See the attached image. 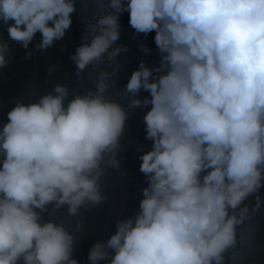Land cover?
<instances>
[{"label":"clouds","instance_id":"1","mask_svg":"<svg viewBox=\"0 0 264 264\" xmlns=\"http://www.w3.org/2000/svg\"><path fill=\"white\" fill-rule=\"evenodd\" d=\"M106 6L111 11L89 23L70 56L78 80L90 66L108 65L94 87L70 94L57 84L37 102L17 99L0 128V264H81L58 210L77 217L108 198L101 180L121 169L131 110L149 105L143 119L152 148L139 156L147 183L139 210L117 219L115 233L93 244L88 261L228 264L240 248L238 228L264 215V0ZM75 12L76 0H0L8 33L0 40V68L14 45L27 53L21 60L31 59L37 33L35 50L51 48ZM124 12L133 39L155 32L160 60L153 67L139 61L121 102L112 81L121 68L117 58L129 51L117 44ZM142 90L150 99L138 98ZM83 228L77 220L74 231Z\"/></svg>","mask_w":264,"mask_h":264},{"label":"trees","instance_id":"2","mask_svg":"<svg viewBox=\"0 0 264 264\" xmlns=\"http://www.w3.org/2000/svg\"><path fill=\"white\" fill-rule=\"evenodd\" d=\"M106 4L107 0H76L73 25L66 32L65 37L56 41L46 51H36L35 44L40 38V33H37L28 49L32 52L31 59L21 60L22 56H26V51L19 45L13 46V56L6 67L0 68V128L7 122V113L14 107L17 99L23 98L25 103L37 102L45 92H52L57 84L66 86L70 94L79 92L82 88L94 87L98 73L108 68V65L106 63L92 65L83 72L82 79L78 80L70 56L81 45V37L89 23L94 22L105 12L111 11ZM128 20L127 12L120 15L121 38L117 44L127 46L129 51L117 58L121 68L112 81V92L121 102L127 99L125 86L132 71L138 67L139 61L144 60L149 67H153L158 66L160 60L154 42L155 32L149 33L146 37L144 34H139L133 39V30ZM94 34L95 29L92 32V35ZM0 40H8L7 29L2 21H0ZM84 43H90V40ZM140 45H144L149 51L147 53L140 51ZM51 66H55L56 70L49 72ZM145 97L150 99L149 93L142 90L138 98L142 100ZM71 98L70 96L69 99ZM150 107L151 105L147 108L131 110L124 135L121 137L123 146L120 154L121 169H109L101 180L102 191L108 198L96 207L81 209L77 217H69L64 208L58 210L59 219L76 238L74 256L81 264H90L88 252L94 243L106 242L115 233L117 219L123 215L125 218L134 216L139 210L142 189L147 187L145 176L139 170L142 163L139 156L152 148V141L145 138L146 126L143 119ZM140 146H143L142 151L137 150ZM261 196L264 197V188L261 190ZM57 215H52L51 209L49 210L50 219H56ZM77 220L84 224L80 232L74 231ZM237 232L240 248L227 257L228 264H264V215L258 213L239 227ZM101 264L105 262L101 261Z\"/></svg>","mask_w":264,"mask_h":264}]
</instances>
